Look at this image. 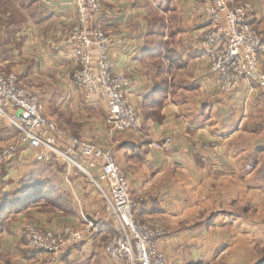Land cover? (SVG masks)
Returning a JSON list of instances; mask_svg holds the SVG:
<instances>
[{
	"label": "crops",
	"instance_id": "1",
	"mask_svg": "<svg viewBox=\"0 0 264 264\" xmlns=\"http://www.w3.org/2000/svg\"><path fill=\"white\" fill-rule=\"evenodd\" d=\"M226 1L230 7L253 4L252 23L264 32V0ZM102 3L104 13L91 27L110 38L112 65L131 82L126 96L140 114V133H113L107 103L73 86L74 2L0 0V73H14L21 86L40 91L45 115L70 136L114 152L139 205L136 219L162 232L159 247L167 264H256L254 245L264 244V217L253 213L264 195L263 91L246 80L231 95L214 87L201 42L204 0ZM166 138L173 143L154 148ZM24 152L5 174L0 194L13 202L29 198L13 224L24 217L53 231L92 224L94 235L63 252L59 264H114L105 244L116 224L90 180L68 172L62 161L39 163L36 151ZM66 199H72L70 208L42 210L43 202ZM257 210L264 213V207ZM12 226L1 242L11 260L18 254L27 264L33 253L18 237L20 227Z\"/></svg>",
	"mask_w": 264,
	"mask_h": 264
},
{
	"label": "built area",
	"instance_id": "2",
	"mask_svg": "<svg viewBox=\"0 0 264 264\" xmlns=\"http://www.w3.org/2000/svg\"><path fill=\"white\" fill-rule=\"evenodd\" d=\"M61 1L74 2L77 7L78 22L69 38L75 63L73 86L86 98L97 96L107 103L106 122L113 133H140L143 126L140 114L126 96L131 82L112 65L110 38L91 27L93 19L104 13L102 0ZM204 3L206 26L201 42L210 60L214 87L231 95L246 80L258 85L264 93V32L252 23L255 7L247 1L234 7L226 0H204ZM42 100V93L21 86L16 74L0 73V118L17 132L12 143L0 147V181L25 155V147L36 151L39 163L62 161L69 169L82 172L105 201V215L116 224L114 236L105 244V255L112 263L167 264L159 247L162 232L136 219L139 205L131 196L128 175L114 152L70 136L45 115ZM172 143V138H166L163 143H155L154 148L161 150ZM212 147L218 149L216 145ZM93 235L92 224L83 228L66 226L56 231L30 222L20 226V238L32 251L33 264H59L63 252L76 249Z\"/></svg>",
	"mask_w": 264,
	"mask_h": 264
},
{
	"label": "rangeland",
	"instance_id": "3",
	"mask_svg": "<svg viewBox=\"0 0 264 264\" xmlns=\"http://www.w3.org/2000/svg\"><path fill=\"white\" fill-rule=\"evenodd\" d=\"M109 129H110V127H109ZM131 133H133V132H131ZM16 137H17V132L9 126L8 122H6L5 120L0 118V147H5V146L9 145L10 143H12L15 140ZM73 170L75 171V169H73ZM69 171H70V169L68 168V172ZM80 173H82V172H80ZM7 178H8L7 176H4L2 182H0V187H1L0 194H1V190L3 192V189H5L4 181L6 182ZM94 178H95V180H97L96 174H95ZM89 182H91V181H89ZM90 184L92 185L93 189L98 193V195L102 197L99 189L92 182ZM19 199H21V197ZM8 200H11V198H9V196L7 194L6 195H0V207H1V209L6 208ZM43 203H44L43 204L44 206L42 207V210L44 209L45 211L53 212V213L57 212V210H61L60 208H70L73 204L72 199H66L65 203H60V202L55 203V204H53L51 202H46V203L43 202ZM59 206H60V208H59ZM257 207L261 210L263 209V207H264V195H260V203L257 204ZM257 207L254 206V211H253L254 215L264 217V213H261V215H260L257 212L258 211ZM3 211H1V213H6V210L4 212ZM8 211H10V210L8 209ZM103 211L105 213V208L103 209ZM250 212L252 213L251 210H250ZM8 213H10V214H6L7 217L5 214L4 215L0 214V236L3 233H5L7 230L9 231V227L11 225H13L12 227L15 228V229L13 228L14 230H17L21 225H23L24 221H27V222L31 221L30 219L24 217V219H22L23 221L21 220L22 222H20V223L18 222L16 224H13V222H15V220H17V219H20L22 214H25V212L22 213L21 210H18V212H8ZM91 218L95 219V218H97V215L91 216ZM113 236L114 235H112V237ZM18 237L20 238V228L18 230ZM110 238H108V239H110ZM4 246H5V243H4V241L1 242V237H0V250H1L0 251V264H21L20 256L18 254H16V255H14L15 259L11 260L12 258L9 257L10 252L7 251V248ZM17 246H19V245L17 244ZM254 249L256 250V252L258 254L257 256H259V258L257 259L259 261L256 264H260L264 260V244H263V246L260 244L256 245V246L254 245ZM31 257L32 258L29 260V262L27 264H33L35 262L34 257L32 255H31ZM205 257H206V253L203 252V254L201 255V258L204 259ZM22 264H25V263H22Z\"/></svg>",
	"mask_w": 264,
	"mask_h": 264
},
{
	"label": "trees",
	"instance_id": "4",
	"mask_svg": "<svg viewBox=\"0 0 264 264\" xmlns=\"http://www.w3.org/2000/svg\"><path fill=\"white\" fill-rule=\"evenodd\" d=\"M28 202H29V198L26 195H24L21 199L16 200L15 202L8 200L6 208L1 209V207H0V214L6 215V214H10L8 212H18V210H22L25 207V204ZM8 209L10 211H8ZM3 210L4 211L6 210V213H1V211H3ZM260 264H264V260Z\"/></svg>",
	"mask_w": 264,
	"mask_h": 264
}]
</instances>
